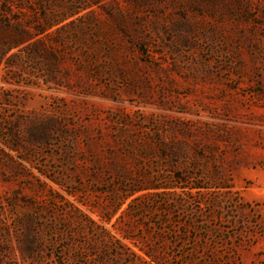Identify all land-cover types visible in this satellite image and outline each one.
I'll return each instance as SVG.
<instances>
[{
  "label": "rangeland",
  "instance_id": "obj_1",
  "mask_svg": "<svg viewBox=\"0 0 264 264\" xmlns=\"http://www.w3.org/2000/svg\"><path fill=\"white\" fill-rule=\"evenodd\" d=\"M0 264H264V0H0Z\"/></svg>",
  "mask_w": 264,
  "mask_h": 264
},
{
  "label": "trees",
  "instance_id": "obj_2",
  "mask_svg": "<svg viewBox=\"0 0 264 264\" xmlns=\"http://www.w3.org/2000/svg\"><path fill=\"white\" fill-rule=\"evenodd\" d=\"M18 44H20V42L18 41V42H15V43H13L11 46H16V45H18Z\"/></svg>",
  "mask_w": 264,
  "mask_h": 264
}]
</instances>
